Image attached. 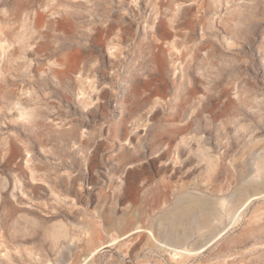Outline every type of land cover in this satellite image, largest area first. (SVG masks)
Here are the masks:
<instances>
[{"label":"rangeland","instance_id":"374dc122","mask_svg":"<svg viewBox=\"0 0 264 264\" xmlns=\"http://www.w3.org/2000/svg\"><path fill=\"white\" fill-rule=\"evenodd\" d=\"M0 264H264V0H0Z\"/></svg>","mask_w":264,"mask_h":264}]
</instances>
